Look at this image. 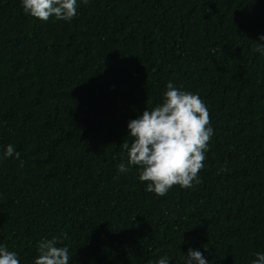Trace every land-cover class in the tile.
<instances>
[{"label":"trees","instance_id":"obj_1","mask_svg":"<svg viewBox=\"0 0 264 264\" xmlns=\"http://www.w3.org/2000/svg\"><path fill=\"white\" fill-rule=\"evenodd\" d=\"M78 3L71 22L43 23L0 0V156L20 153L0 158V245L20 264L52 237L69 264H184L189 249L252 264L264 253V0ZM169 82L200 96L214 134L201 183L157 197L137 167L118 172L120 145Z\"/></svg>","mask_w":264,"mask_h":264},{"label":"clouds","instance_id":"obj_2","mask_svg":"<svg viewBox=\"0 0 264 264\" xmlns=\"http://www.w3.org/2000/svg\"><path fill=\"white\" fill-rule=\"evenodd\" d=\"M89 2L83 0L85 5ZM21 3L26 16L43 23L53 17L71 22L79 8L78 0H21ZM260 39L264 40V36ZM254 51L264 55V45L257 43ZM128 129L129 136L120 145L127 153V163H120L118 172L127 173L129 166L137 167L140 181L147 184L146 191L157 197L166 196L173 186L191 189L201 183L199 173L204 168L214 130L209 110L198 94L181 91L169 82L162 103L129 121ZM13 156L20 159V153L8 144L0 158ZM63 235L66 238L67 234ZM60 243L57 237L39 241V255L34 264H69V249L58 246ZM194 262L208 264L202 252L189 249L184 264ZM0 264H20V261L14 251L0 245ZM155 264H169V259L161 257ZM252 264H264V253L256 254Z\"/></svg>","mask_w":264,"mask_h":264}]
</instances>
